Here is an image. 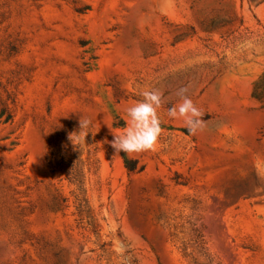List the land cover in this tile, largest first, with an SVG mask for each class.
<instances>
[{
    "label": "rangeland",
    "instance_id": "374dc122",
    "mask_svg": "<svg viewBox=\"0 0 264 264\" xmlns=\"http://www.w3.org/2000/svg\"><path fill=\"white\" fill-rule=\"evenodd\" d=\"M150 89L159 141L117 157ZM0 264H264V0H0Z\"/></svg>",
    "mask_w": 264,
    "mask_h": 264
},
{
    "label": "clouds",
    "instance_id": "9594fccd",
    "mask_svg": "<svg viewBox=\"0 0 264 264\" xmlns=\"http://www.w3.org/2000/svg\"><path fill=\"white\" fill-rule=\"evenodd\" d=\"M187 89L181 88L176 93L179 101L167 110V115L172 119H183L187 131L195 134L205 123L203 113L195 106L192 99L186 95ZM140 95L142 100L135 102L126 109L127 124L122 134H114L111 147L117 157L120 152L140 153L152 150L157 145L162 129L161 120L157 110L162 104V93L159 89L143 90ZM92 126V121L82 117L79 120V130L69 134L68 139L74 147L85 144V138Z\"/></svg>",
    "mask_w": 264,
    "mask_h": 264
},
{
    "label": "bare ground",
    "instance_id": "6f19581e",
    "mask_svg": "<svg viewBox=\"0 0 264 264\" xmlns=\"http://www.w3.org/2000/svg\"><path fill=\"white\" fill-rule=\"evenodd\" d=\"M216 93V86L215 85H212L208 88L207 92L205 93L204 97L205 98H208V99H211L214 97ZM220 124V121L218 122H213V123H210V125H215V126H218ZM211 126L208 127L207 125H203L198 131L200 133H205L207 132L208 130H210ZM114 208L116 211H119L120 210V204L118 202H114L113 204Z\"/></svg>",
    "mask_w": 264,
    "mask_h": 264
}]
</instances>
